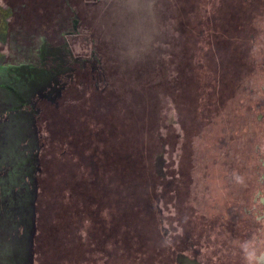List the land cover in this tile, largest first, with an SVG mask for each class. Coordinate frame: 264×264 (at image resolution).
<instances>
[{
  "label": "rangeland",
  "instance_id": "obj_1",
  "mask_svg": "<svg viewBox=\"0 0 264 264\" xmlns=\"http://www.w3.org/2000/svg\"><path fill=\"white\" fill-rule=\"evenodd\" d=\"M254 1L0 0V264H264Z\"/></svg>",
  "mask_w": 264,
  "mask_h": 264
},
{
  "label": "flooded vegetation",
  "instance_id": "obj_2",
  "mask_svg": "<svg viewBox=\"0 0 264 264\" xmlns=\"http://www.w3.org/2000/svg\"><path fill=\"white\" fill-rule=\"evenodd\" d=\"M236 6L233 7L238 14L242 12L244 9V0H237ZM257 2V8L264 9V0H255L253 3ZM231 7H229V10ZM232 26V27H231ZM254 26L256 25H248V23L244 22L242 25H229V22L226 25V32H227V41H230V29L237 30L238 33L236 34L234 41L235 46L227 45L226 50L230 57V61L234 63L237 62L238 66L232 67L227 71V74L234 73L240 80L236 83L228 78L229 84L236 87L241 86V81H244L245 75L248 73L247 71H251L249 68L250 62H253V72L252 76H254L253 80L250 79L251 83L249 84L250 87H247L249 91L257 92L260 94H264V36L262 35V30L256 29ZM237 28V29H236ZM258 32V34H257ZM233 40V38H232ZM253 84V86H252ZM246 88V87H245ZM264 99L260 96L256 99V111H259V115L256 119L257 124L259 125L260 130H258V126L255 125V137L263 135L264 128L262 126V121L264 119ZM248 119H252V117L247 116ZM116 171V169H115ZM105 174V172H104ZM126 181L130 186H134V179H133V172L130 170L126 176ZM114 184V183H112ZM139 186H136L138 188ZM139 199L137 198L136 201ZM262 205V203H261ZM255 216V215H253ZM258 218L260 221H264V215H259Z\"/></svg>",
  "mask_w": 264,
  "mask_h": 264
},
{
  "label": "clouds",
  "instance_id": "obj_3",
  "mask_svg": "<svg viewBox=\"0 0 264 264\" xmlns=\"http://www.w3.org/2000/svg\"><path fill=\"white\" fill-rule=\"evenodd\" d=\"M252 255H254V254H252ZM250 258H251V255H250Z\"/></svg>",
  "mask_w": 264,
  "mask_h": 264
}]
</instances>
